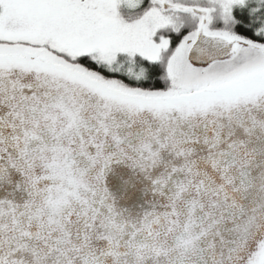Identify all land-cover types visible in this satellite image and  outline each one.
Listing matches in <instances>:
<instances>
[{
	"label": "snow or ice",
	"instance_id": "snow-or-ice-1",
	"mask_svg": "<svg viewBox=\"0 0 264 264\" xmlns=\"http://www.w3.org/2000/svg\"><path fill=\"white\" fill-rule=\"evenodd\" d=\"M0 264H264V0H0Z\"/></svg>",
	"mask_w": 264,
	"mask_h": 264
}]
</instances>
